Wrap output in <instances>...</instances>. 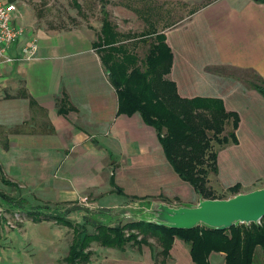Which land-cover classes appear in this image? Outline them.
Masks as SVG:
<instances>
[{"label":"crops","instance_id":"0c3cea01","mask_svg":"<svg viewBox=\"0 0 264 264\" xmlns=\"http://www.w3.org/2000/svg\"><path fill=\"white\" fill-rule=\"evenodd\" d=\"M124 7L123 15L133 18L135 10ZM18 8L17 22L25 32L10 48L15 61L0 65V186L13 189L15 196H1L8 202L0 205L1 224L23 223L17 217H23L18 211L24 205L37 210L77 201L95 205L106 193L113 201L115 192L147 201L164 193L161 173L171 175L172 166L157 133L139 113L119 114L116 89L94 46L104 21L47 31L29 22L25 7ZM138 12L144 22L139 34L130 31L131 25L122 31L109 19L122 36L121 45L137 52L140 45L132 42L145 45L142 40L164 35L173 53L168 78L179 94L220 99L227 111L238 114V144L227 146L224 157L223 151L218 155L222 180L231 186L262 181L252 189L264 188V3L142 0ZM170 18L176 21L165 25ZM33 43L37 49L31 54ZM241 169L253 175L244 181L229 174ZM125 184L135 187L127 191ZM128 213L119 216L130 218ZM16 249L11 245L1 252L0 247V264H67V251L52 261ZM156 250L102 247L93 249L90 264H195L190 247L178 238L168 256L161 247ZM209 261L226 264L225 254L213 252ZM253 264H264L261 248Z\"/></svg>","mask_w":264,"mask_h":264},{"label":"trees","instance_id":"16d2710c","mask_svg":"<svg viewBox=\"0 0 264 264\" xmlns=\"http://www.w3.org/2000/svg\"><path fill=\"white\" fill-rule=\"evenodd\" d=\"M122 41L116 27L105 17L94 46L116 89L119 114L139 113L144 123L155 129L174 172L192 186L200 199H226L218 197L209 185L210 174L219 173L218 152L212 143L238 144V114L227 111L220 99H189L179 94L176 83L168 78L173 53L164 35L157 36L143 59L136 52L126 50ZM228 124H232V131L222 137ZM111 183L115 185L114 178ZM240 189L238 183L229 191L237 195ZM29 215L35 222L45 219L34 212ZM139 235L144 244L148 243L147 238H156L165 257L178 238L190 247L195 264H211L209 258L213 252L224 253L226 264H253L257 248L264 250V217L259 223H237L226 230L203 224L192 229H175L146 219L112 227L100 224L96 234L74 241L66 262L88 264L90 252L86 249L90 242L123 250L129 243L137 242Z\"/></svg>","mask_w":264,"mask_h":264},{"label":"rangeland","instance_id":"374dc122","mask_svg":"<svg viewBox=\"0 0 264 264\" xmlns=\"http://www.w3.org/2000/svg\"><path fill=\"white\" fill-rule=\"evenodd\" d=\"M11 2L17 3L19 7H25L29 22L36 23L40 29L42 28L47 31H64L84 24L90 25L94 23L97 25L104 21L105 17H107L111 21L113 20V23H118L122 31H129L127 30V27L131 25L133 28L130 31H135L136 34H139L138 31L140 30V26L144 23L138 12V10H140L142 0H0V4ZM125 4L129 9H133L135 11L137 10V13L132 10L134 14L131 19L126 18L122 13L125 8ZM174 18L164 19L165 25H170L175 22L176 19ZM143 31H146V29ZM151 39L153 40L154 37L142 40V42L146 43L145 45L142 44L140 40L132 42L131 45H133V43H136L135 45L138 46L140 45L136 53L141 59L145 58L148 53L150 45L153 42ZM231 131L232 124H228L221 136L223 137L228 135ZM212 144L214 150L218 152V155L223 151V153H221L222 158L225 156L224 149L228 148L227 146H230L233 143H229L224 146L219 145L214 141ZM227 150L228 149H226V151ZM249 165L252 166L251 164ZM252 169L256 172L253 167ZM171 171V175H169V173H161L163 174L162 180L166 181V184L163 185L162 192L164 193L153 197L151 196V198L148 196L146 197L149 198L147 201H144L145 199L142 201L140 199L137 200L135 197L126 198L125 195L115 192L113 193V201L111 197H109L110 193H106L99 197L100 199L95 205L92 204L83 206V202L80 204V202L77 201L75 203H69V205L54 204L51 207L45 206V209L41 210L27 208L25 205L20 208L21 211L15 209V211L22 213L23 217L21 216V221L24 222H15V224L7 225L1 224L0 218L1 252H6L12 245L14 248H18L16 249L18 251L22 250L27 254L34 251L44 255V257L48 260L50 256L51 260L54 261L61 258L60 253L64 254V252L67 251V256L63 257L65 263H67L66 258L69 255L70 247L74 241L76 239L78 240L79 237H81V239H85V236L87 235L96 234L97 227L100 224L112 227L125 225L126 223L134 220L149 219L151 215L148 213H142L137 216L135 214L142 211L141 207L144 208V210H147L151 205L156 204V202L158 204H164L175 208L197 205L202 199L195 194L192 186L183 182L178 175L173 172L172 168ZM236 172L238 171H230L229 174L232 176H242V180L244 181L253 175V173H249L247 169H241V173ZM256 173L263 172L259 171ZM171 176H173L174 179ZM221 177L222 175L220 173H211L209 185L213 188L218 197H224L226 199L235 197L236 195L229 191L231 185L226 184ZM149 180L151 181V179ZM262 183V181H259L256 184L248 186H243L241 184L239 194L248 193V191L251 192L250 190L253 187L255 188L260 186ZM125 187V189L129 191L132 190L130 188H134L135 186H128L125 184ZM136 188H138V186H136ZM108 189L109 188L107 187V190ZM15 195L18 196L16 192ZM1 196L4 198L13 197L14 190L0 186V205L6 204L5 206H7V200L2 199ZM104 197H107V199L104 200ZM17 203L19 204L18 206H23L20 201ZM136 203H139V207H136ZM128 205H131V208L125 210L123 207ZM125 211H129L130 213L128 214L133 215L130 218H121L120 216H124ZM0 212H3V210L0 209ZM30 212L37 213L41 216V219L45 218L44 220H40L45 221V224H39L38 226L32 224L34 222H32L33 219L29 215ZM10 213H12L11 210L8 211V214ZM128 233L130 232H127V234ZM142 239L143 237L139 235L137 242L133 241L129 243L126 246L127 249L139 251L143 247L145 249L151 247L152 252L157 253L156 249L161 247V244L156 238H153L152 242H149L150 238H147L148 243L146 244L142 242ZM12 240L14 243H12ZM102 247L104 246L98 242H90V246L86 249V251L90 252V260L93 249ZM88 264H90V261Z\"/></svg>","mask_w":264,"mask_h":264},{"label":"water","instance_id":"95a60500","mask_svg":"<svg viewBox=\"0 0 264 264\" xmlns=\"http://www.w3.org/2000/svg\"><path fill=\"white\" fill-rule=\"evenodd\" d=\"M143 213L151 215L146 220L175 229H192L203 224L226 230L237 223L261 221L264 217V188L229 199H205L197 205L179 208L156 203Z\"/></svg>","mask_w":264,"mask_h":264},{"label":"built area","instance_id":"2783aa9c","mask_svg":"<svg viewBox=\"0 0 264 264\" xmlns=\"http://www.w3.org/2000/svg\"><path fill=\"white\" fill-rule=\"evenodd\" d=\"M18 11V4L15 2L0 4V65L15 61L10 56V48L25 32L24 27L17 22ZM36 49L37 45L33 43L29 51L33 54ZM17 220L21 219L17 217Z\"/></svg>","mask_w":264,"mask_h":264}]
</instances>
